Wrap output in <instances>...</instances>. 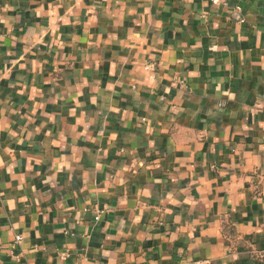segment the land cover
I'll return each instance as SVG.
<instances>
[{
	"label": "crops",
	"instance_id": "crops-1",
	"mask_svg": "<svg viewBox=\"0 0 264 264\" xmlns=\"http://www.w3.org/2000/svg\"><path fill=\"white\" fill-rule=\"evenodd\" d=\"M0 264H264V0H0Z\"/></svg>",
	"mask_w": 264,
	"mask_h": 264
},
{
	"label": "built area",
	"instance_id": "built-area-1",
	"mask_svg": "<svg viewBox=\"0 0 264 264\" xmlns=\"http://www.w3.org/2000/svg\"><path fill=\"white\" fill-rule=\"evenodd\" d=\"M213 2V4H220L221 3V0H211ZM97 219H98V216H97ZM17 241H20L21 240V236H17Z\"/></svg>",
	"mask_w": 264,
	"mask_h": 264
}]
</instances>
